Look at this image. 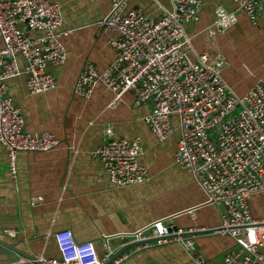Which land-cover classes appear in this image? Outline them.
Segmentation results:
<instances>
[{
	"label": "built area",
	"instance_id": "built-area-1",
	"mask_svg": "<svg viewBox=\"0 0 264 264\" xmlns=\"http://www.w3.org/2000/svg\"><path fill=\"white\" fill-rule=\"evenodd\" d=\"M126 1L114 0L112 10L100 22V27L117 34L111 41L116 59L103 71L86 61L74 93L90 98L103 86L114 93L111 105L116 108L130 92L137 106L151 107L143 120L159 142L180 130L175 163L205 191L204 205L223 208L222 222L213 231L235 244L224 256V264H264V218H254L250 208L251 198L264 192V80L239 95L223 76V55L196 53L186 26L201 19L205 0H171L172 7H163L159 18L140 8L125 12ZM233 2L234 11L217 8L216 19L205 30L211 38L236 25L239 13L252 24L264 15V0ZM63 25L64 12L58 3L0 0V143L8 151L14 179L19 152H49L61 141L48 130L26 131L22 108L10 94L9 81L26 76L31 95L58 88L49 66H62L68 59L64 38L71 31ZM104 136L92 154L103 163L112 185L124 188L146 183L149 169L140 162L144 154L141 137L116 138L110 125ZM175 217L157 219L125 235L133 239L130 243L142 244L109 264H121L135 252L174 242L183 246L194 264H217L196 252L195 238L188 236L193 230L177 227L171 222ZM56 240L59 258L20 256L16 263L106 264L113 253L107 244L108 254L101 258L93 243H79L71 230L57 233Z\"/></svg>",
	"mask_w": 264,
	"mask_h": 264
},
{
	"label": "crops",
	"instance_id": "crops-1",
	"mask_svg": "<svg viewBox=\"0 0 264 264\" xmlns=\"http://www.w3.org/2000/svg\"><path fill=\"white\" fill-rule=\"evenodd\" d=\"M49 1L62 6L63 27L71 31L64 38L69 52L66 63L49 66L59 86L31 95L26 76L10 80L9 86L15 103L22 108L26 131H51L61 144L49 152H19L14 179L8 151L0 143V240L8 245L0 243V264H17L20 256L59 258L56 234L64 230H71L79 243H93L103 258L108 246L117 252L132 244L129 241L133 239L125 235L175 214L172 223L193 230L188 236L195 238L196 252L224 264V256L235 244L213 231L222 222L223 208L204 205L205 191L191 173L175 163L180 130L159 142L143 120L151 107L137 106L130 92L113 108L115 95L103 86H98L90 98L73 91L86 61L103 71L116 59L111 41L117 34L100 27L114 0ZM163 7L171 8V0H127L124 11L140 8L146 15L159 18ZM217 8L234 11L237 6L233 0H205L201 19L188 24L186 30L197 54L209 51L225 57L223 76L237 94L243 95L258 80H264V15L252 24L239 13L236 25L211 38L205 30L216 19ZM19 62L25 66L22 57ZM108 125L114 127L116 138L141 137L144 154L140 162L149 169L146 183L116 188L103 163L94 158L92 153L103 144ZM194 207V211L181 213ZM250 208L254 218H264V192L251 198ZM121 264L194 261L180 243L174 242L135 252Z\"/></svg>",
	"mask_w": 264,
	"mask_h": 264
},
{
	"label": "water",
	"instance_id": "water-1",
	"mask_svg": "<svg viewBox=\"0 0 264 264\" xmlns=\"http://www.w3.org/2000/svg\"><path fill=\"white\" fill-rule=\"evenodd\" d=\"M171 222H172V221H171ZM188 235H189V234H188ZM105 239H106V242L108 243L109 238L107 237V238H105ZM0 241H1V240H0ZM154 241H156V240H154ZM0 243H1V244H4L3 241H1ZM138 244H142V243H141V242L132 243V244H129V245H127V246L121 248V249L118 250L117 252H113V253L110 255V258H109V260L107 261L106 264L111 263L114 259L120 257L124 252L128 251L129 249L133 248L134 246H136V245H138ZM4 245L8 246L7 244H4ZM21 255H23V253H22ZM26 257H28V256H26ZM33 258H34V257H33ZM33 258H31V259H33Z\"/></svg>",
	"mask_w": 264,
	"mask_h": 264
},
{
	"label": "rangeland",
	"instance_id": "rangeland-1",
	"mask_svg": "<svg viewBox=\"0 0 264 264\" xmlns=\"http://www.w3.org/2000/svg\"><path fill=\"white\" fill-rule=\"evenodd\" d=\"M114 108V107H113Z\"/></svg>",
	"mask_w": 264,
	"mask_h": 264
}]
</instances>
